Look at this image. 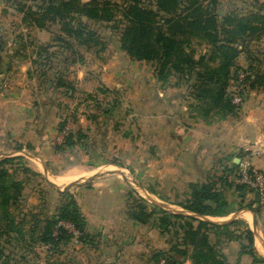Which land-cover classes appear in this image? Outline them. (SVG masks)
<instances>
[{
    "label": "rangeland",
    "instance_id": "1",
    "mask_svg": "<svg viewBox=\"0 0 264 264\" xmlns=\"http://www.w3.org/2000/svg\"><path fill=\"white\" fill-rule=\"evenodd\" d=\"M41 1L0 0V161L12 159L4 168L23 184L18 202L9 207L21 234L14 230L0 237V264H191L180 256L191 249L182 233L159 226L174 214L217 225L237 220L229 229L241 239L219 245L225 264H252L251 257L237 256L240 243H247L246 226L256 256L264 259L260 205L249 225L238 214L246 209H240L244 204L237 191L229 200L232 213L224 219L197 217L180 207L189 188L179 178L181 163L172 151L183 127L199 118L192 109L191 84L177 74L157 81L156 62L133 60L121 49L118 23L88 22L99 40L90 48L76 47V56L55 41L57 24L39 30L23 20L18 8ZM212 9L221 24L226 16L264 13V0H215ZM245 43L236 67L264 74V33ZM209 48L191 39L188 50L198 59ZM58 80L63 86H56ZM237 83L230 82L229 92ZM35 141L38 174L27 156L37 154ZM69 173L86 178L58 182ZM244 193L251 194L245 203L251 202V191ZM69 197L87 234L57 221L54 229H64L65 240L42 244L45 221L57 220Z\"/></svg>",
    "mask_w": 264,
    "mask_h": 264
},
{
    "label": "trees",
    "instance_id": "2",
    "mask_svg": "<svg viewBox=\"0 0 264 264\" xmlns=\"http://www.w3.org/2000/svg\"><path fill=\"white\" fill-rule=\"evenodd\" d=\"M9 1V0H4ZM42 0L40 4L18 8L24 21H29L39 30L49 24L59 26L55 41L79 56L76 47L90 48L96 45L98 37L88 22L120 24L121 49L133 60L156 62L157 81L165 83L177 74L191 84V96L195 100L192 109L195 114L207 120H223L238 112L229 93L230 82L236 80L239 70L235 65L239 55L246 51L245 41L264 33V13H252L245 17L226 16L221 24L212 13L215 0ZM191 39L205 41L209 45L207 53L194 58L188 50ZM80 61V59H78ZM75 63V61H72ZM245 84L249 89L264 88V74L252 69L245 70ZM56 86L63 83L58 80ZM66 138L67 145H71ZM12 159L0 161V237L11 231L21 234L12 218L9 207L16 204L22 190V182L11 179L4 166ZM238 165L217 179L206 183H190L189 194L180 207L197 217H225L232 213L230 203L224 195L226 188H234L242 204L240 209L253 213L259 206L254 198L245 203L242 192L244 186L234 185L229 176L237 171ZM169 218V219H168ZM159 226L163 231L175 230L182 233V242L190 247V252L182 251L180 256L191 264H225L219 249L223 241L240 240L230 227L238 224L233 220L225 225L207 223L196 217L181 214L169 215ZM136 219V218H135ZM57 221L70 223L79 234L85 235L86 225L76 201L69 197L59 209L57 220H46L40 234L44 245L57 246L65 240L66 231L54 229ZM196 223V225H194ZM4 224V225H3ZM212 229L208 230L207 228ZM56 233V235H54ZM214 236V242L210 236ZM247 243H240L238 259L251 257L252 264L264 263L255 254L254 236L246 226L242 234ZM159 261L166 262L164 258ZM172 264H180L171 260Z\"/></svg>",
    "mask_w": 264,
    "mask_h": 264
},
{
    "label": "crops",
    "instance_id": "3",
    "mask_svg": "<svg viewBox=\"0 0 264 264\" xmlns=\"http://www.w3.org/2000/svg\"><path fill=\"white\" fill-rule=\"evenodd\" d=\"M79 79V77H78ZM232 91L235 90L231 87ZM243 102L237 113L223 120L210 118L207 120L196 118L189 126L183 127L177 143H174L173 155L179 160V178L188 186L190 183H206L209 179H217L232 168V164L239 165V161L247 157L253 169L264 175V88L247 89L242 92ZM191 115H193L191 113ZM170 127V126H169ZM168 127V128H169ZM38 141H35V144ZM33 151L37 154H27L33 161L32 170L38 174V145ZM178 147V148H177ZM177 149V151H175ZM29 159L28 157H26ZM86 178L69 173L58 182L72 181ZM234 188H226L224 195L227 201L234 198ZM237 193V192H236ZM245 201L251 194L242 192ZM262 221L264 225V199H259ZM238 214L246 224L252 223L253 214L249 210H240ZM224 219L226 217H209ZM204 217V218H206ZM260 253L264 249L260 245Z\"/></svg>",
    "mask_w": 264,
    "mask_h": 264
},
{
    "label": "built area",
    "instance_id": "4",
    "mask_svg": "<svg viewBox=\"0 0 264 264\" xmlns=\"http://www.w3.org/2000/svg\"><path fill=\"white\" fill-rule=\"evenodd\" d=\"M245 78L246 74L243 71H238L236 77L238 82V85L236 86L237 89L229 92L232 96L233 103L239 107L243 102V89L247 87L245 84ZM248 161L249 159L247 157L239 161L237 171L229 176V180L234 185L244 186L246 190L251 191L253 195L258 193L259 199L262 200L264 199V175L253 169Z\"/></svg>",
    "mask_w": 264,
    "mask_h": 264
},
{
    "label": "water",
    "instance_id": "5",
    "mask_svg": "<svg viewBox=\"0 0 264 264\" xmlns=\"http://www.w3.org/2000/svg\"><path fill=\"white\" fill-rule=\"evenodd\" d=\"M65 192V191H64ZM254 200L256 201V202H259V194L258 193H255V195H254Z\"/></svg>",
    "mask_w": 264,
    "mask_h": 264
}]
</instances>
